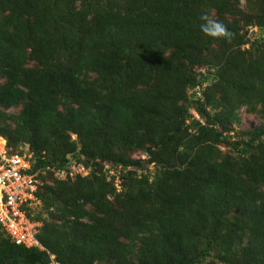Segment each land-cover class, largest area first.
Masks as SVG:
<instances>
[{"label":"trees","instance_id":"1","mask_svg":"<svg viewBox=\"0 0 264 264\" xmlns=\"http://www.w3.org/2000/svg\"><path fill=\"white\" fill-rule=\"evenodd\" d=\"M263 27L264 0H0V138L87 171L42 177L44 251L0 231V264H264V129L230 135L264 116Z\"/></svg>","mask_w":264,"mask_h":264},{"label":"built area","instance_id":"2","mask_svg":"<svg viewBox=\"0 0 264 264\" xmlns=\"http://www.w3.org/2000/svg\"><path fill=\"white\" fill-rule=\"evenodd\" d=\"M248 33L256 34L257 28L250 27ZM200 88L191 91L199 99L204 86ZM140 158L144 159V155ZM33 164V154L26 145L11 152L0 138V231L16 246L44 251L36 239L42 225V220L36 217L41 208L36 193L42 177L53 172L54 177L63 179L66 175L85 176L87 171L81 164H71L68 172L48 167L33 170ZM48 264H57L53 255H49Z\"/></svg>","mask_w":264,"mask_h":264},{"label":"rangeland","instance_id":"3","mask_svg":"<svg viewBox=\"0 0 264 264\" xmlns=\"http://www.w3.org/2000/svg\"><path fill=\"white\" fill-rule=\"evenodd\" d=\"M241 3H242V1L240 2V5H242ZM249 34L250 33H248L247 36H250ZM204 69H205L204 66H198L195 68V72L203 73V72H205ZM0 82H1V80H0ZM189 93H190V91L187 92V94H189ZM5 112L9 115H13V114L18 113V109L17 108H10V109L6 110ZM190 114H192L195 119L198 118L197 114L194 111L191 110ZM238 118H239L238 123L233 125V132L230 133V135L233 138H235L237 135L241 134L243 131L252 130L253 128H255L257 126H261L264 129V116H259L258 114H255V113H248L246 110H244V108H240L238 110ZM72 138H75V137L72 136ZM222 150H223V148H222ZM132 155L135 157V156L139 155V152L133 153ZM149 169L152 170L151 167H149ZM51 183H52V179L51 180L50 179H44V181H42V185L39 187V189H41L44 184L50 185ZM263 190H264V188H263ZM40 212H41V217L43 219H47V213L44 212L41 208H40Z\"/></svg>","mask_w":264,"mask_h":264},{"label":"clouds","instance_id":"4","mask_svg":"<svg viewBox=\"0 0 264 264\" xmlns=\"http://www.w3.org/2000/svg\"><path fill=\"white\" fill-rule=\"evenodd\" d=\"M204 22L200 25V31L206 36L224 38L226 41L232 38V33L219 21L202 16ZM29 249V248H27Z\"/></svg>","mask_w":264,"mask_h":264}]
</instances>
